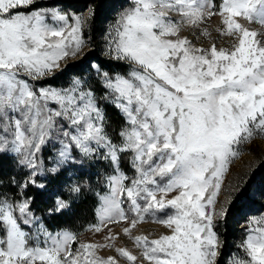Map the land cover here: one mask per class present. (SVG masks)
<instances>
[{
    "label": "snow or ice",
    "instance_id": "6c2138e0",
    "mask_svg": "<svg viewBox=\"0 0 264 264\" xmlns=\"http://www.w3.org/2000/svg\"><path fill=\"white\" fill-rule=\"evenodd\" d=\"M72 7L0 0V161L23 173L9 179L17 194L0 191V264H220L218 225L254 172L221 200L225 180L246 146L264 139V32L248 26L264 27V0H128L105 30L104 58L60 84L63 62L92 42L86 29L96 17L95 4L87 16ZM98 163L95 184H70L49 211L93 197L89 230L106 233L103 242L49 230L30 191L45 194ZM149 218L170 234H134ZM244 232L224 264H264V214L246 219Z\"/></svg>",
    "mask_w": 264,
    "mask_h": 264
},
{
    "label": "trees",
    "instance_id": "16d2710c",
    "mask_svg": "<svg viewBox=\"0 0 264 264\" xmlns=\"http://www.w3.org/2000/svg\"><path fill=\"white\" fill-rule=\"evenodd\" d=\"M73 7L70 10L80 11L84 8H89L95 4L96 17L93 23L87 27L88 37L91 39L90 49L85 53H91L92 55L84 58L82 55L79 59L67 62L68 65L64 75L57 81V83L68 82L73 75H84L89 69V61L93 58L103 59V53L101 52L100 43L98 41V34L103 25L108 22H113L114 17L121 10L127 0H66ZM111 68L117 71H124L123 66L116 64L111 65ZM103 92V89H99ZM108 114L111 120V128L119 130V126L122 123L119 114L108 106ZM264 159H262L249 173L246 181L249 179V175L254 172L251 183L248 185L245 196L235 205L226 223L218 226V231L221 233V239L225 242L223 250V256L221 257L220 264H223L225 257L232 253L233 247H236V240L240 236L242 226H239L240 219H242L245 213L264 211ZM126 167V165H125ZM86 175L81 178L78 175L69 172L64 178V181L60 183H53L49 186V189L45 194L37 195L35 190L30 191L31 196H35V200L32 204V211L35 217L41 218L42 222L47 226L49 230L54 229H68L78 233V239L81 234L85 232L87 226L94 223L93 206L95 200L89 195H82L76 198V202L72 205L71 209L64 213H50V209L53 206V201L61 196L68 195V187L70 184L76 182H88L91 178L93 184L97 180L96 173L103 171L102 164H96L92 168H85ZM131 172H129L130 174ZM23 175L15 169L11 159L4 158L0 161V179L3 180V188L0 191L6 193L9 197L17 194L20 191L17 187L9 183L11 177H15L17 180ZM254 188V193L250 195V192ZM25 230L31 231L30 226H25ZM231 251V252H230Z\"/></svg>",
    "mask_w": 264,
    "mask_h": 264
},
{
    "label": "rangeland",
    "instance_id": "374dc122",
    "mask_svg": "<svg viewBox=\"0 0 264 264\" xmlns=\"http://www.w3.org/2000/svg\"><path fill=\"white\" fill-rule=\"evenodd\" d=\"M43 2L47 6H52V5H54V4L57 3V0H43ZM63 2H67V1L66 0H63ZM217 2L219 3V0H217ZM127 6H128V0H127V2H125V4L123 5V7H127ZM88 11L89 10L87 8H84L83 10H80L79 12H81L85 16H87L88 15ZM219 22H220V17L218 15L217 16H214L211 19V21H209V27L211 29H215L216 27L219 26ZM112 23L113 22L105 23L103 25V28H101V30L99 31L98 41L100 43V47H101V52L102 53H103L104 47H105V40H104V37L106 35V31L105 30ZM248 26L251 27V28H253V29H256V30H259V31L264 32V27H262L261 25H259L257 23H251ZM183 34L184 35H188V32L185 31ZM213 36H216L215 31H213ZM230 42H231V38H224V39H222V40L219 41V44L221 46H227ZM204 43H207V41H205ZM88 49H90V44H88V45L85 46V48H84V50H83V52L81 53L80 56L75 57V58H71L70 60H67V61H64L63 64H62V67L67 62H70V61H74V60L79 59L82 55H84V53ZM124 70H125V68H124ZM89 72H90V69H88L83 76H85V77L88 76L89 75ZM74 76H79V75H73L72 77H74ZM66 83L67 82L60 83V84H66ZM262 159H264V139H261L260 137H257L256 141L253 142V143H251V144H249V145H247L246 148H245V150L242 152L241 156L238 157V158H236L234 160V162L232 163V165L230 167V172H229V174H228V176H227V178L225 180V193L221 196V200L227 199V188H228V186L231 185L233 187V190H235V185L242 184L243 181H246L247 176H248V173ZM131 174L132 173H130V175ZM253 193H254V188L250 192V195H252ZM170 211H171L170 209L167 210V212H170ZM260 214H264V211H259L257 213L252 212V213H245V214H243L244 217L242 219H240V223H239V226H242V230L243 231H241V232H243V233H241L240 236L238 237V240H236V242H237L236 245H235L236 247H233L232 253H239L240 252V250L238 249L237 245L244 238V235H245L244 229H245L246 219H248L250 217H254V216H259ZM160 215H161V218H164L165 217V214L164 213H162ZM89 226H87V229L85 230V232L81 234L79 240L80 241H84V242H87V241H100V242H103V236L106 233L95 234L94 232H92V231L89 230ZM30 228H31L30 234L31 233H34L35 232V227L34 226H30ZM58 230H61V229H54L53 231H58ZM114 230H119V229H118V227H115L114 226ZM134 234H147V235H149L150 239H155V238H157L161 234H170V230L167 229L165 226H163L161 224H158L155 221H153L151 218H149V219H146L144 222H141L138 225V227L135 230ZM29 243L31 244L32 241L30 240ZM119 243L121 245L127 244V246L130 247V248L133 247V244L130 241H128L127 238L121 239V241H119ZM100 254L101 255H108V254H112V253L109 250H103Z\"/></svg>",
    "mask_w": 264,
    "mask_h": 264
}]
</instances>
